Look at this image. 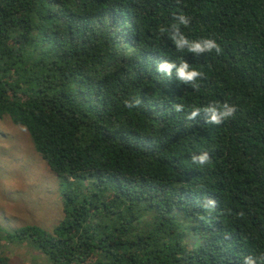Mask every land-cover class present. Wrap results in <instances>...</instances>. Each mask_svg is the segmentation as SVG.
Masks as SVG:
<instances>
[{"label": "trees", "instance_id": "1", "mask_svg": "<svg viewBox=\"0 0 264 264\" xmlns=\"http://www.w3.org/2000/svg\"><path fill=\"white\" fill-rule=\"evenodd\" d=\"M181 14L221 51L177 49ZM181 61L196 87L157 70ZM4 115L66 185L13 234L51 264H264V0H0Z\"/></svg>", "mask_w": 264, "mask_h": 264}, {"label": "rangeland", "instance_id": "2", "mask_svg": "<svg viewBox=\"0 0 264 264\" xmlns=\"http://www.w3.org/2000/svg\"><path fill=\"white\" fill-rule=\"evenodd\" d=\"M65 188L27 130L7 115L0 118V239L9 264H51L30 236L13 234L26 225L52 231L63 214Z\"/></svg>", "mask_w": 264, "mask_h": 264}, {"label": "clouds", "instance_id": "3", "mask_svg": "<svg viewBox=\"0 0 264 264\" xmlns=\"http://www.w3.org/2000/svg\"><path fill=\"white\" fill-rule=\"evenodd\" d=\"M178 24H174L171 27L170 31V38L175 43L177 49H184L185 46H187L188 51H194V52H203L205 50L212 51L213 49L216 50V52H220L221 48L220 45L217 44V42L214 39H202L197 41H190L187 39L186 36L183 35V33L180 31L179 25L187 26L190 23V20L187 16L181 14L177 18ZM161 31H165V29H161ZM173 68H176L177 76L179 80H181L184 83H191L193 87H196L195 81L200 78L203 74L195 69H190L189 64L186 61H181L179 63V67H177L175 62L168 63V62H162L159 63L157 70L158 71H167L169 75H171V70ZM126 106L131 107L132 105L126 102ZM183 105H176L175 109L176 111H180L182 109ZM223 107L226 109L223 113H217L215 109L213 108H206L205 111H211L212 115L208 123H221L222 117L226 118L229 116H232L234 112H236V107L232 106L229 107L227 103L223 105ZM200 109H194L190 115L189 119H192L199 113ZM192 161L195 164L204 165L209 163L210 156L207 152H204L200 154L199 156L193 155ZM208 204H215V201L208 200ZM207 207V205H205ZM242 215V213L240 214ZM244 264H257L256 260L253 259V257L248 256L244 258Z\"/></svg>", "mask_w": 264, "mask_h": 264}]
</instances>
